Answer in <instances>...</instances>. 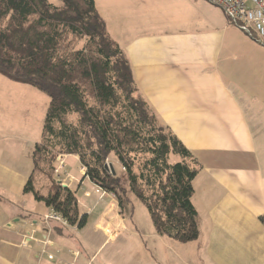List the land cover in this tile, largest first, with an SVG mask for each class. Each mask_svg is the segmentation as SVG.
<instances>
[{"label": "crops", "instance_id": "obj_1", "mask_svg": "<svg viewBox=\"0 0 264 264\" xmlns=\"http://www.w3.org/2000/svg\"><path fill=\"white\" fill-rule=\"evenodd\" d=\"M95 3L141 95L198 163L199 237L180 243L154 228H126L118 211L110 214L115 197L88 179L70 188L82 190L90 228L47 222L52 210L24 193L40 139L29 156L0 155V264H264V48L206 0ZM13 117L0 126L14 131ZM97 207L100 219L92 218ZM44 236L54 261L43 253Z\"/></svg>", "mask_w": 264, "mask_h": 264}, {"label": "trees", "instance_id": "obj_2", "mask_svg": "<svg viewBox=\"0 0 264 264\" xmlns=\"http://www.w3.org/2000/svg\"><path fill=\"white\" fill-rule=\"evenodd\" d=\"M60 1L0 0V75L49 98L24 193L68 225L86 227L77 191L54 177L57 157L75 156L85 168L81 182L88 179L113 195L120 215L130 192L145 205L158 235L194 242L199 167L193 153L141 95L95 0ZM110 159L121 175L105 168ZM36 172L48 178L45 193L34 181Z\"/></svg>", "mask_w": 264, "mask_h": 264}, {"label": "rangeland", "instance_id": "obj_3", "mask_svg": "<svg viewBox=\"0 0 264 264\" xmlns=\"http://www.w3.org/2000/svg\"><path fill=\"white\" fill-rule=\"evenodd\" d=\"M48 1L55 6H61L62 4L60 0ZM111 15H109L108 20H110L111 25L114 26V24H112L111 22L114 21V17ZM0 83H3L0 87V118L4 115L8 116L14 114V117L11 118V125L13 127H16L14 131H11L10 127L8 129H4V127L0 126L1 128H3H0V155L3 156L4 154L9 153L14 157L19 156V154H21V156L23 154L29 156V151L32 153L34 141H40L41 139L43 129L42 127L49 104V98L46 94L38 91L31 86L12 82L2 75H0ZM13 87L26 88L28 92L12 89ZM26 113H32L30 115V119L26 117L25 120L22 121L21 118H19L18 114L20 115ZM66 160L69 176L70 178H73L72 183L73 181H76V179L77 181H81L83 175L80 172L81 165L79 161L76 160L75 156H68ZM173 160L178 161L180 160V158L173 157ZM112 162L113 161L110 159L107 161V164H112ZM114 169L117 174H122L118 166H114ZM34 181L38 189H42L43 192L47 191L49 181L44 174L36 172ZM82 195V190L77 192L78 199H82ZM86 196H90V194L88 193L86 194ZM128 197L130 200L127 204H125L123 216L119 213L117 200L116 210H110V214H115L118 211L119 216H122L124 218L126 228H154L145 205L130 192L128 194ZM92 216V218L95 217L100 219L101 215L99 207L94 209ZM85 228L90 227L86 226Z\"/></svg>", "mask_w": 264, "mask_h": 264}, {"label": "built area", "instance_id": "obj_4", "mask_svg": "<svg viewBox=\"0 0 264 264\" xmlns=\"http://www.w3.org/2000/svg\"><path fill=\"white\" fill-rule=\"evenodd\" d=\"M210 4L222 9L229 22L238 30L243 32L249 39L253 40L264 48V0H206ZM80 172L85 173V168L80 166ZM55 178L66 188H70L73 178L69 176L66 156L57 157V166L55 168ZM97 188V187H96ZM71 189V188H70ZM97 193L105 194L99 188ZM46 221L50 220L59 222L63 226H70L60 216L54 212L46 216ZM26 239V238H25ZM29 240V237H27ZM26 242V240H24ZM24 242V244H25ZM43 245V253L51 261L55 257L46 252L47 247L53 245L52 241L44 236L40 241Z\"/></svg>", "mask_w": 264, "mask_h": 264}, {"label": "water", "instance_id": "obj_5", "mask_svg": "<svg viewBox=\"0 0 264 264\" xmlns=\"http://www.w3.org/2000/svg\"><path fill=\"white\" fill-rule=\"evenodd\" d=\"M105 168H106L107 170H110V171H111V173H112L113 175H115V174H116V172H115V169H114L113 165H111V164H109V165H106V166H105Z\"/></svg>", "mask_w": 264, "mask_h": 264}]
</instances>
